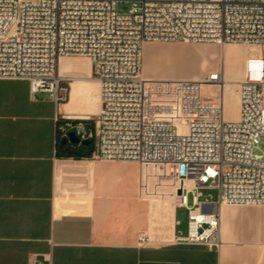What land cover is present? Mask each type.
I'll list each match as a JSON object with an SVG mask.
<instances>
[{
    "label": "built area",
    "instance_id": "built-area-1",
    "mask_svg": "<svg viewBox=\"0 0 264 264\" xmlns=\"http://www.w3.org/2000/svg\"><path fill=\"white\" fill-rule=\"evenodd\" d=\"M176 40L249 46L236 118L215 93L219 67L211 87L143 79V43ZM69 56L89 59L100 107L94 117L54 115L56 133L92 140L91 158L173 173V203L187 216L173 243L215 248L222 205H264V0H0V79L25 80L30 98L59 104L68 82L57 60Z\"/></svg>",
    "mask_w": 264,
    "mask_h": 264
},
{
    "label": "crops",
    "instance_id": "crops-1",
    "mask_svg": "<svg viewBox=\"0 0 264 264\" xmlns=\"http://www.w3.org/2000/svg\"><path fill=\"white\" fill-rule=\"evenodd\" d=\"M226 46L144 42L142 77L168 83L167 78L173 77L168 70L171 66L177 74H186V80L214 86L204 81L206 68L197 75L188 59L198 50L208 51L217 65L219 52ZM248 54L239 50L238 73L224 74L222 69L226 82L218 86L220 99L242 78ZM160 60L164 62L162 72L157 78L150 77L149 67ZM208 64L200 62L205 67ZM62 73L68 79V93L59 104L45 93L30 98L25 80L0 79V264H264V205H222L215 248L175 244L180 224L176 223L177 208L164 200L163 191L155 192L153 185L145 193L157 198L161 206L156 217L147 212L150 219L142 231L145 243L138 244L139 233L121 237L118 176L125 168L118 161L60 156L61 136L55 130L54 115L97 114L99 84L92 78L90 61L88 70L67 67ZM225 113L229 119L236 118L238 103L234 115L230 108ZM81 146L73 148L87 152ZM140 169L145 180L159 174L155 166L153 174L147 173L146 166Z\"/></svg>",
    "mask_w": 264,
    "mask_h": 264
},
{
    "label": "rangeland",
    "instance_id": "rangeland-1",
    "mask_svg": "<svg viewBox=\"0 0 264 264\" xmlns=\"http://www.w3.org/2000/svg\"><path fill=\"white\" fill-rule=\"evenodd\" d=\"M129 8V3L121 2L117 4V10L119 12H124ZM163 43V44H176L179 43L184 46H190L195 47L199 45H205L208 46L210 44H215L212 42H185L182 40H176V41H151L152 44L157 43ZM210 43V44H208ZM217 45V44H215ZM247 46V47H245ZM244 47V48H242ZM252 49H255L254 47H251ZM239 50L241 52L249 51V46L245 44H237V43H229L227 46L220 50L219 55L221 59H219V66L223 69L224 74H234L235 72L238 73L239 68ZM212 51V50H211ZM213 52L216 54V50H213ZM210 52L204 51L203 54H195L194 56L189 57L188 60L194 63L196 66L195 74L200 75L201 72L204 71L205 77L208 71L213 68L215 69L216 66V58L211 59ZM218 53V52H217ZM64 61L62 60V63H64L67 67H75V68H82V69H88L89 68V61L87 58H82L80 56H69V57H62ZM206 61V63H209L207 67L204 65H200L201 61ZM88 63V64H87ZM163 61H157L153 66L149 67V75L152 78H157L156 75L161 73V68L163 67ZM200 66V67H199ZM202 66V67H201ZM86 67V68H85ZM170 74L173 75V77L167 78L168 83L174 84L178 83L180 81L176 80H186L187 75L177 74L171 66L168 69ZM175 81H174V80ZM173 80V81H172ZM241 80V79H240ZM64 82H68V79H65ZM167 83V84H168ZM232 90L228 91L224 94L223 92V101H224V108L225 110L229 111V108L232 110L231 115H234V108L237 101V87L231 86ZM218 91V87H216V92ZM219 97V96H218ZM220 98V97H219ZM217 101V97L214 99V101ZM84 149H92L93 148V141L89 140V145L83 146ZM118 166H122L125 168V170L118 176V192H121V198H120V204L118 205V231L121 237H127L132 234L136 235L137 233L143 234L142 231L145 229V225H147V219H150L147 215L148 211L154 212L155 217L156 214L160 211L159 200L157 198H154L152 196L146 195V191H151L152 186L155 185V192H164V200L173 205L174 202V187L177 185V181L174 180L173 173H171L169 170L165 171L164 169L159 172L158 175L147 176L146 180L143 176H141V169L140 165L135 162H118ZM146 166V165H143ZM148 174H153V166H149L147 169ZM145 184L144 186H141V184ZM203 194L210 193L213 196L216 195L215 191L210 190H203ZM161 196H163L161 194ZM188 201H190V195L188 196ZM153 204V207L151 206ZM176 218L179 220V225L177 229L181 231L182 234L186 233V224H187V216H186V210L183 208H177L176 209ZM156 221V219H155ZM156 224L158 221L155 222Z\"/></svg>",
    "mask_w": 264,
    "mask_h": 264
},
{
    "label": "bare ground",
    "instance_id": "bare-ground-1",
    "mask_svg": "<svg viewBox=\"0 0 264 264\" xmlns=\"http://www.w3.org/2000/svg\"><path fill=\"white\" fill-rule=\"evenodd\" d=\"M130 44H138V37H137V35H130ZM238 44V43H237ZM222 45H224V44H221V45H219V46H222ZM201 55V54H203V52H201V50H198V51H196L194 54H193V56L194 55ZM80 57H83V56H80ZM221 59V58H220ZM62 60L64 61V59L62 58V57H59L58 58V60H57V71H59L58 72V76L59 77H62V78H64V79H67L66 77H64V74L62 73V71H63V69H65V68H67V64L65 65L64 63H62ZM88 64V63H87ZM219 66H221V64H219L218 63V65L216 66V68L217 67H219ZM86 68V67H85ZM220 68V67H219ZM88 70V69H87ZM220 70H222V68H220ZM215 77V71H209L208 73H207V75H206V78H204V81H205V83H209V84H212V83H210V81L208 80L209 78H214ZM92 78H93V76H92ZM94 79V78H93ZM143 79L146 81V79L143 77ZM95 81H96V79H94ZM226 81L223 79L222 81H221V83H219V85L220 86H223V84L225 83ZM239 82L240 81H238L237 82V84H236V87L238 86V84H239ZM229 84V83H228ZM218 85V86H219ZM229 86H231L230 84H229ZM237 101H238V99H237Z\"/></svg>",
    "mask_w": 264,
    "mask_h": 264
},
{
    "label": "trees",
    "instance_id": "trees-1",
    "mask_svg": "<svg viewBox=\"0 0 264 264\" xmlns=\"http://www.w3.org/2000/svg\"><path fill=\"white\" fill-rule=\"evenodd\" d=\"M75 144H61L60 141L58 143V148H59V153L60 156H65V157H74V158H79L81 156H87L89 157L91 154L92 149H87V152L82 153L80 150H77L73 148ZM84 145L81 146L83 148Z\"/></svg>",
    "mask_w": 264,
    "mask_h": 264
},
{
    "label": "water",
    "instance_id": "water-1",
    "mask_svg": "<svg viewBox=\"0 0 264 264\" xmlns=\"http://www.w3.org/2000/svg\"><path fill=\"white\" fill-rule=\"evenodd\" d=\"M60 143H61V144H66V143H70V144H81V145H84V146L89 145V141H87V140L80 141V140L74 135L73 132H68V133H67V137H63V138L60 140ZM176 194H180V190H179V189L176 191Z\"/></svg>",
    "mask_w": 264,
    "mask_h": 264
}]
</instances>
